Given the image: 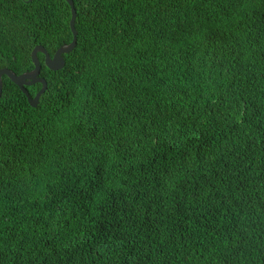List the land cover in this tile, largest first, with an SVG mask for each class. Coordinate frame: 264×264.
I'll return each instance as SVG.
<instances>
[{"label": "trees", "instance_id": "trees-1", "mask_svg": "<svg viewBox=\"0 0 264 264\" xmlns=\"http://www.w3.org/2000/svg\"><path fill=\"white\" fill-rule=\"evenodd\" d=\"M72 2L1 76L0 264H264V0ZM70 16L0 0V68Z\"/></svg>", "mask_w": 264, "mask_h": 264}, {"label": "water", "instance_id": "water-1", "mask_svg": "<svg viewBox=\"0 0 264 264\" xmlns=\"http://www.w3.org/2000/svg\"><path fill=\"white\" fill-rule=\"evenodd\" d=\"M70 6V19L69 27L72 34V39L68 44L61 45L56 49L52 56L49 55L47 50L40 44L35 45L30 53L31 62L33 64V69L31 71L16 75L13 71L8 68H0V95L2 89L1 76L6 75L14 84H16L20 90L25 94L28 103L30 106H36L39 100L40 95L44 92L46 88V81L39 77V71L41 68L39 59L37 57L38 53H41L44 58V65L51 70H58L64 64L63 55L70 52L76 44V29L74 26V21L76 17V10L74 8L72 0H65ZM39 83L41 84L40 89L36 92L33 97H30L25 86Z\"/></svg>", "mask_w": 264, "mask_h": 264}]
</instances>
